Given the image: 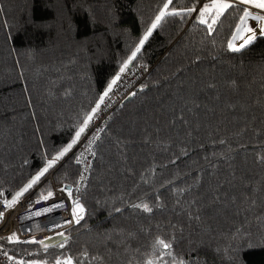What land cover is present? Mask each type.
<instances>
[{
	"label": "trees",
	"instance_id": "obj_1",
	"mask_svg": "<svg viewBox=\"0 0 264 264\" xmlns=\"http://www.w3.org/2000/svg\"><path fill=\"white\" fill-rule=\"evenodd\" d=\"M166 2L0 0L2 202L72 139ZM204 3L173 0L197 11L166 17L129 65L148 76L107 119L66 246L1 239L14 263L264 264V38L231 52L239 13L208 35ZM72 151L21 199L46 195L49 175L75 195ZM157 238L173 245L163 261Z\"/></svg>",
	"mask_w": 264,
	"mask_h": 264
},
{
	"label": "snow or ice",
	"instance_id": "obj_2",
	"mask_svg": "<svg viewBox=\"0 0 264 264\" xmlns=\"http://www.w3.org/2000/svg\"><path fill=\"white\" fill-rule=\"evenodd\" d=\"M170 5H173V0H167L166 3L163 4V7L158 11V14L155 15V18L152 20L150 27L144 33L143 37L139 40V43L135 46L134 51L131 52V55L125 60L120 67L119 72L116 74L115 78H113L107 85V89L104 93L99 97V100L96 102L95 106L87 112L83 120L81 121L79 127L76 129L74 136L72 139L66 144V146L60 148L56 151L55 155H52L50 158H45L43 166L33 175L27 183H25L22 187L19 188L18 191L14 193L11 199L3 200V210H0V222L3 221L6 212L12 210L16 207V205L21 201V198L28 193L35 185L40 182L41 178L44 177L50 169H52L59 161H61L69 152L72 151L74 146L79 142L81 136L85 133L86 129L89 127L90 123L96 117L98 111L101 108V105L104 103L105 98L109 96V93L112 91L113 86L120 80V74L124 73L126 69L129 68V65L133 60L136 59L137 54L140 53L141 48L148 40V38L152 35L154 29H156L162 21L165 20L168 16H190L193 12H196L197 9L193 7L177 9L175 7L171 8ZM234 10L239 14L236 16V23L233 27V31L231 34V38L227 42V48L231 52L237 53L243 51L248 46L252 45L258 38H264V0H209V2L204 3L202 7H200L198 11V15L196 16V21L198 24L204 25L208 35H212L218 26L221 18L225 16V14L230 10ZM256 10V11H253ZM249 21L255 22V27H253ZM259 33V36L257 35ZM135 95V93H132ZM92 141H89V150L91 147ZM223 143V142H222ZM95 155V153H92ZM261 161L264 162V157H261ZM80 159H76V163H80ZM80 181L84 180L83 174L80 176ZM60 192L66 193L68 199L71 201V219L65 220L63 224H54L50 226V230L63 227L64 225L77 224L84 219L85 208L83 204L80 203L78 198L73 197V190L70 186L64 185L59 189ZM80 188H76V192H79ZM3 193H0L2 196ZM55 193L52 190H48L47 194L40 193L39 197L33 201H30L26 212L20 217V220L23 221L25 219H34L40 217L41 215H46L53 211V209H60L64 207L63 201L53 203L50 206L35 209V205L40 204L41 202H47L49 199L54 198ZM134 208H142L145 212H151L152 209L147 204H134L132 205ZM35 209V210H34ZM116 211H120V209H116ZM199 217H197L198 219ZM36 226H39V222L37 221ZM26 232H31L32 227H26L24 229ZM56 235L64 238L61 243L56 245V247L64 248L67 244V237L64 232H57ZM8 242H21L19 240V236L16 232L10 233L6 238ZM52 237H45V239L36 240L34 237L29 240L22 241L24 243H39L43 245L44 251L46 252L49 245L45 243V240H51ZM154 247H157L160 251L158 253L159 259L163 261L164 256H172V243L170 241H166L162 238H157ZM3 255L7 257L9 261H13L14 257L9 256L7 252H3ZM85 257L87 253L83 254ZM93 259H96L93 257ZM19 264H23V262H19ZM31 264H47L46 261H32ZM54 264H81L79 260L74 259L70 255L62 254L58 256L54 260ZM146 264H156V261L153 259H149L146 261ZM183 264V261L180 262Z\"/></svg>",
	"mask_w": 264,
	"mask_h": 264
},
{
	"label": "built area",
	"instance_id": "obj_3",
	"mask_svg": "<svg viewBox=\"0 0 264 264\" xmlns=\"http://www.w3.org/2000/svg\"><path fill=\"white\" fill-rule=\"evenodd\" d=\"M148 73V70L144 69L142 66H129V68L126 69L124 73H121L120 80H118L113 86L112 91L109 93V96L105 98V101L101 105L96 117L90 123L85 133L81 136L79 142L75 145V148L70 156L74 158L75 164L80 170V176L83 174L84 180L80 181L79 176L77 187L80 188V191H75V195H73L74 198L79 199V196L84 189L85 181L88 177L94 160V155L92 153H95L96 143L105 131L107 119L119 106H121L131 97L132 93L140 86L142 82L145 81ZM89 141H92L90 150ZM77 158L80 159V163H76ZM46 181L50 182L51 190L55 193V196L54 198L49 199L47 202H41L40 204L35 205V209H41L60 201H63L65 206L60 209H53L52 212L46 215H41L40 217L34 219H25L21 221L20 217L26 212L29 202L35 200L32 195L21 199L14 209L6 212L3 221L0 222V240L6 238L12 232H16L18 234L19 240L21 242L29 240L32 237H34L37 241L45 239V237L49 236L54 238L58 236L56 235L57 232H63L73 226V224L64 225L63 227H57L50 230L51 225L63 224L65 220L71 219V201L68 199L67 194L60 192L59 189L64 185L70 186L73 191L75 188L70 184H54L52 175H49L46 178ZM0 210H3V202L1 200ZM37 221L39 222V226H36ZM29 226L32 227V231L30 233L24 231V229ZM0 264L16 263L9 261L7 257L3 255V251L0 248Z\"/></svg>",
	"mask_w": 264,
	"mask_h": 264
},
{
	"label": "crops",
	"instance_id": "obj_4",
	"mask_svg": "<svg viewBox=\"0 0 264 264\" xmlns=\"http://www.w3.org/2000/svg\"><path fill=\"white\" fill-rule=\"evenodd\" d=\"M249 23H250L253 27H255V22H254V21H249ZM257 35L259 36V33H257Z\"/></svg>",
	"mask_w": 264,
	"mask_h": 264
},
{
	"label": "water",
	"instance_id": "obj_5",
	"mask_svg": "<svg viewBox=\"0 0 264 264\" xmlns=\"http://www.w3.org/2000/svg\"><path fill=\"white\" fill-rule=\"evenodd\" d=\"M130 99V98H129ZM129 99L127 100V101H129ZM47 241H49V240H47ZM46 242V241H45Z\"/></svg>",
	"mask_w": 264,
	"mask_h": 264
},
{
	"label": "rangeland",
	"instance_id": "obj_6",
	"mask_svg": "<svg viewBox=\"0 0 264 264\" xmlns=\"http://www.w3.org/2000/svg\"><path fill=\"white\" fill-rule=\"evenodd\" d=\"M207 2H209V1H207Z\"/></svg>",
	"mask_w": 264,
	"mask_h": 264
},
{
	"label": "bare ground",
	"instance_id": "obj_7",
	"mask_svg": "<svg viewBox=\"0 0 264 264\" xmlns=\"http://www.w3.org/2000/svg\"><path fill=\"white\" fill-rule=\"evenodd\" d=\"M143 84V83H142Z\"/></svg>",
	"mask_w": 264,
	"mask_h": 264
}]
</instances>
